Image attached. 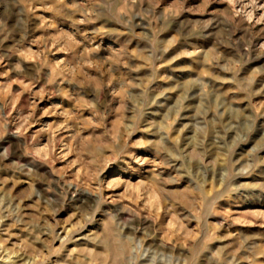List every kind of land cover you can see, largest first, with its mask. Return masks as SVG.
Masks as SVG:
<instances>
[{
	"label": "rangeland",
	"instance_id": "1",
	"mask_svg": "<svg viewBox=\"0 0 264 264\" xmlns=\"http://www.w3.org/2000/svg\"><path fill=\"white\" fill-rule=\"evenodd\" d=\"M107 242L264 264V0H0V264Z\"/></svg>",
	"mask_w": 264,
	"mask_h": 264
},
{
	"label": "bare ground",
	"instance_id": "2",
	"mask_svg": "<svg viewBox=\"0 0 264 264\" xmlns=\"http://www.w3.org/2000/svg\"><path fill=\"white\" fill-rule=\"evenodd\" d=\"M104 244H106V246L108 248V252H109V254L111 255V257L113 259V264H127V263H130V261L134 260L133 258H134V254L135 253L134 254L131 253L132 252L131 245L130 246L128 245L129 247L126 246L125 244H122L121 246H118V244L114 245V244H112L110 242H107V243H104ZM130 253H131V255H130ZM145 254H141L140 256L144 255L145 258H147L149 255L147 254L148 256H146ZM155 263H156V260L152 256L150 258L148 264H155Z\"/></svg>",
	"mask_w": 264,
	"mask_h": 264
}]
</instances>
